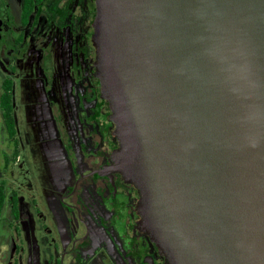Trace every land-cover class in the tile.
I'll use <instances>...</instances> for the list:
<instances>
[{"label": "water", "instance_id": "1", "mask_svg": "<svg viewBox=\"0 0 264 264\" xmlns=\"http://www.w3.org/2000/svg\"><path fill=\"white\" fill-rule=\"evenodd\" d=\"M116 170L173 264H264V0H95Z\"/></svg>", "mask_w": 264, "mask_h": 264}, {"label": "flooded vegetation", "instance_id": "2", "mask_svg": "<svg viewBox=\"0 0 264 264\" xmlns=\"http://www.w3.org/2000/svg\"><path fill=\"white\" fill-rule=\"evenodd\" d=\"M95 14V0H0V56L7 71L0 97L10 81L15 128L10 138L0 107V223L19 236L20 194L5 175L22 165L28 134L21 116L33 112L32 125L49 121L62 156L54 163L57 203L46 264H173L144 227L138 188L115 169L119 142L97 75ZM2 241L7 253L15 251L11 264H21L20 247Z\"/></svg>", "mask_w": 264, "mask_h": 264}, {"label": "rangeland", "instance_id": "3", "mask_svg": "<svg viewBox=\"0 0 264 264\" xmlns=\"http://www.w3.org/2000/svg\"><path fill=\"white\" fill-rule=\"evenodd\" d=\"M7 75L2 57L0 56V86ZM18 105L17 96L14 100ZM16 125H19V113L14 112ZM40 120V116L37 117ZM36 120L33 112H26L21 121L24 125V132L28 137L22 141V165L18 166V172L14 176L5 175L7 181L14 182V186L20 197V220L19 236L14 237L2 227L0 223V264H11L14 259V249L20 247L21 264H46L51 252L49 244V232L51 225V212L57 203L55 194L56 178L54 165L59 155L56 142L51 140L53 136L51 127L42 122L36 127L32 121ZM47 124V123H46ZM22 130V129H21ZM0 133V149L2 144ZM33 201V202H32ZM35 203V204H33ZM12 241V252L7 253L8 244L2 239ZM6 255L3 259V253Z\"/></svg>", "mask_w": 264, "mask_h": 264}, {"label": "trees", "instance_id": "4", "mask_svg": "<svg viewBox=\"0 0 264 264\" xmlns=\"http://www.w3.org/2000/svg\"><path fill=\"white\" fill-rule=\"evenodd\" d=\"M11 83L10 81H4L2 85V95L0 97V107L3 109V120L5 129L10 138L15 136L14 121L12 117L11 107Z\"/></svg>", "mask_w": 264, "mask_h": 264}]
</instances>
